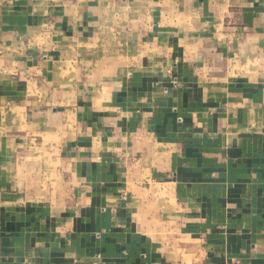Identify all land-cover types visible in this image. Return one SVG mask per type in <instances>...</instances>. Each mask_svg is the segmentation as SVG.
Here are the masks:
<instances>
[{"label": "crops", "instance_id": "crops-1", "mask_svg": "<svg viewBox=\"0 0 264 264\" xmlns=\"http://www.w3.org/2000/svg\"><path fill=\"white\" fill-rule=\"evenodd\" d=\"M0 264H264V0H0Z\"/></svg>", "mask_w": 264, "mask_h": 264}, {"label": "rangeland", "instance_id": "rangeland-1", "mask_svg": "<svg viewBox=\"0 0 264 264\" xmlns=\"http://www.w3.org/2000/svg\"><path fill=\"white\" fill-rule=\"evenodd\" d=\"M177 86L176 84H174V87Z\"/></svg>", "mask_w": 264, "mask_h": 264}]
</instances>
